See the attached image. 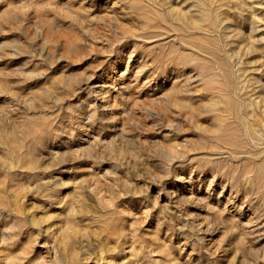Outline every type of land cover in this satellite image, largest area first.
<instances>
[{
  "label": "rangeland",
  "instance_id": "obj_1",
  "mask_svg": "<svg viewBox=\"0 0 264 264\" xmlns=\"http://www.w3.org/2000/svg\"><path fill=\"white\" fill-rule=\"evenodd\" d=\"M0 264H264V0H0Z\"/></svg>",
  "mask_w": 264,
  "mask_h": 264
}]
</instances>
